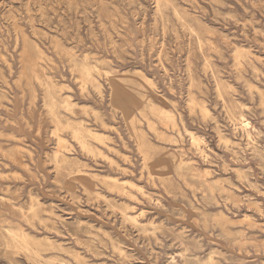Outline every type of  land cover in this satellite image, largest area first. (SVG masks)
<instances>
[{"label": "rangeland", "instance_id": "rangeland-1", "mask_svg": "<svg viewBox=\"0 0 264 264\" xmlns=\"http://www.w3.org/2000/svg\"><path fill=\"white\" fill-rule=\"evenodd\" d=\"M0 264H264V0H0Z\"/></svg>", "mask_w": 264, "mask_h": 264}]
</instances>
